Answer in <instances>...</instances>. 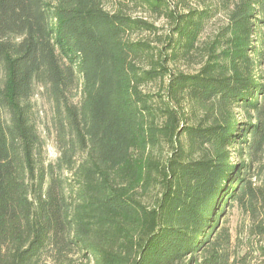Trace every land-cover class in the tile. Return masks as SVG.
I'll return each mask as SVG.
<instances>
[{
    "label": "trees",
    "instance_id": "obj_1",
    "mask_svg": "<svg viewBox=\"0 0 264 264\" xmlns=\"http://www.w3.org/2000/svg\"><path fill=\"white\" fill-rule=\"evenodd\" d=\"M263 62L264 0H0V264L242 261L223 219L264 206Z\"/></svg>",
    "mask_w": 264,
    "mask_h": 264
},
{
    "label": "rangeland",
    "instance_id": "obj_2",
    "mask_svg": "<svg viewBox=\"0 0 264 264\" xmlns=\"http://www.w3.org/2000/svg\"><path fill=\"white\" fill-rule=\"evenodd\" d=\"M135 17L147 19L159 26L163 25V21L158 20L153 15L139 13ZM226 26L227 20L222 13L208 27L203 40L216 37ZM197 69L199 70V67ZM262 70L264 71V62ZM32 99L40 115L39 132L46 143L45 157L47 161H56L59 157V152L56 147V134L51 123L52 106L44 96V91L39 85L35 86ZM76 101H78V98ZM252 172L264 178V150L255 161ZM157 194V190L151 189L146 197H144V200L147 203H153L156 200ZM223 222L230 229L231 253L233 257H237L238 260L243 258L238 264H264V257L260 250L264 246V235L258 234L257 230V226L264 225V206H258L257 213L251 214L245 208L236 205L226 213ZM46 264H53V262L49 260Z\"/></svg>",
    "mask_w": 264,
    "mask_h": 264
}]
</instances>
